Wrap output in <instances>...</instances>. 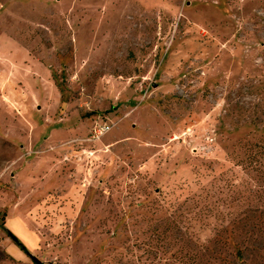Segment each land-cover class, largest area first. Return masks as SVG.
Masks as SVG:
<instances>
[{"label": "rangeland", "instance_id": "rangeland-1", "mask_svg": "<svg viewBox=\"0 0 264 264\" xmlns=\"http://www.w3.org/2000/svg\"><path fill=\"white\" fill-rule=\"evenodd\" d=\"M29 252L264 264V0H0V264Z\"/></svg>", "mask_w": 264, "mask_h": 264}, {"label": "crops", "instance_id": "crops-1", "mask_svg": "<svg viewBox=\"0 0 264 264\" xmlns=\"http://www.w3.org/2000/svg\"><path fill=\"white\" fill-rule=\"evenodd\" d=\"M14 240V239H13ZM13 240L12 241H6L4 244V246H5V250L8 252V251H15V252H17L18 251V248H17V246H16V244H15V242H13ZM17 253H19V252H17Z\"/></svg>", "mask_w": 264, "mask_h": 264}, {"label": "built area", "instance_id": "built-area-1", "mask_svg": "<svg viewBox=\"0 0 264 264\" xmlns=\"http://www.w3.org/2000/svg\"><path fill=\"white\" fill-rule=\"evenodd\" d=\"M106 129L104 125H98L93 129V133H91L92 137L97 136V134Z\"/></svg>", "mask_w": 264, "mask_h": 264}, {"label": "water", "instance_id": "water-1", "mask_svg": "<svg viewBox=\"0 0 264 264\" xmlns=\"http://www.w3.org/2000/svg\"><path fill=\"white\" fill-rule=\"evenodd\" d=\"M8 234L10 235V237H11V239L13 238V239H15L16 237L13 235V234H11L10 232H8ZM29 255H30V257L37 263V264H42L41 263V260L35 255V254H33V253H28Z\"/></svg>", "mask_w": 264, "mask_h": 264}, {"label": "trees", "instance_id": "trees-1", "mask_svg": "<svg viewBox=\"0 0 264 264\" xmlns=\"http://www.w3.org/2000/svg\"><path fill=\"white\" fill-rule=\"evenodd\" d=\"M15 240H16V242H17V243H19V244H20V246H21L22 248H24V246H23V245H22V244L19 242V240H18V239H16V238H15Z\"/></svg>", "mask_w": 264, "mask_h": 264}]
</instances>
